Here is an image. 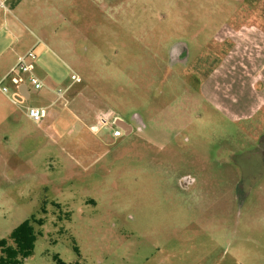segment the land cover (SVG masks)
<instances>
[{
  "label": "rangeland",
  "instance_id": "374dc122",
  "mask_svg": "<svg viewBox=\"0 0 264 264\" xmlns=\"http://www.w3.org/2000/svg\"><path fill=\"white\" fill-rule=\"evenodd\" d=\"M243 22L264 0H0V81L46 106L37 126L0 93V242L28 225L21 264H264V125L219 98L216 35ZM108 109L131 135L88 129Z\"/></svg>",
  "mask_w": 264,
  "mask_h": 264
},
{
  "label": "crops",
  "instance_id": "0c3cea01",
  "mask_svg": "<svg viewBox=\"0 0 264 264\" xmlns=\"http://www.w3.org/2000/svg\"><path fill=\"white\" fill-rule=\"evenodd\" d=\"M260 12L262 14L263 11ZM216 36V40L224 43L225 48L219 68L220 77L224 76L225 78L222 79L225 80L231 75H236L219 95L221 108L230 111L237 120H243L249 129L251 126L257 127L252 125L253 121L259 126H263L264 113L263 117L257 120L255 118L258 112L264 111V23L249 25L243 22L226 25ZM247 75L250 76V82L245 80ZM36 78L38 79V77ZM38 80L42 84V81ZM23 85L25 86L22 81L15 82V87L18 90H21ZM43 89L42 84L41 88L36 90ZM24 91L29 99L30 95L26 86ZM47 92L48 90L45 88V93ZM33 107H40L44 111L46 109V106L43 105H33Z\"/></svg>",
  "mask_w": 264,
  "mask_h": 264
},
{
  "label": "built area",
  "instance_id": "2783aa9c",
  "mask_svg": "<svg viewBox=\"0 0 264 264\" xmlns=\"http://www.w3.org/2000/svg\"><path fill=\"white\" fill-rule=\"evenodd\" d=\"M32 52H28L25 56L19 57L15 64V68H23L25 67V60L27 58H32ZM13 69V70H14ZM11 70V72L13 71ZM9 72V73H11ZM8 73V74H9ZM5 77L0 81V93L7 99V101L17 108H22L26 117L34 124L38 125L42 121V116L44 114V110L40 107H33V106H26V98L24 95L15 87L14 89L8 88L6 85L3 84ZM28 82L34 89L41 88V82L32 74H28L27 76ZM109 117V113H101L96 116V124L93 125L90 130L93 132L96 130L97 126L99 125L100 121L103 119H107ZM117 134V133H114Z\"/></svg>",
  "mask_w": 264,
  "mask_h": 264
},
{
  "label": "flooded vegetation",
  "instance_id": "af4514ba",
  "mask_svg": "<svg viewBox=\"0 0 264 264\" xmlns=\"http://www.w3.org/2000/svg\"><path fill=\"white\" fill-rule=\"evenodd\" d=\"M224 56V55H223ZM186 58V51L185 47L183 44H178L173 47L172 50V59H175L177 61H183ZM101 113H109V117L107 119H103L100 121L99 125L97 126L96 130L93 131V133H99L103 129H108L110 132V136L113 138H119L122 136V134H125L126 136L131 135L133 131L135 130V127L132 123V121L135 119H138L137 117H131V121L123 119L122 117L118 116L112 109H108L105 111H99L96 113V116H98ZM96 116H95V124H96ZM139 125V130H142L144 128V125L141 123ZM91 127H88L90 130ZM91 131V130H90ZM92 132V131H91ZM117 133V134H114ZM183 186H179L180 190H187L186 188L188 186H184L185 184H182ZM233 189L235 191L233 192L232 195H234L233 199L231 201L236 202L237 200V193L242 189V186L238 185L234 186ZM230 202V201H229Z\"/></svg>",
  "mask_w": 264,
  "mask_h": 264
},
{
  "label": "trees",
  "instance_id": "16d2710c",
  "mask_svg": "<svg viewBox=\"0 0 264 264\" xmlns=\"http://www.w3.org/2000/svg\"><path fill=\"white\" fill-rule=\"evenodd\" d=\"M12 246L0 242V264H21L19 260L31 254L34 237L31 229L22 224L11 235Z\"/></svg>",
  "mask_w": 264,
  "mask_h": 264
},
{
  "label": "water",
  "instance_id": "95a60500",
  "mask_svg": "<svg viewBox=\"0 0 264 264\" xmlns=\"http://www.w3.org/2000/svg\"><path fill=\"white\" fill-rule=\"evenodd\" d=\"M24 90H25V86L23 85V86L21 87V90H19V91L24 95V97H25L26 99H28V95L26 94V92H25ZM23 92H25V93H23Z\"/></svg>",
  "mask_w": 264,
  "mask_h": 264
}]
</instances>
